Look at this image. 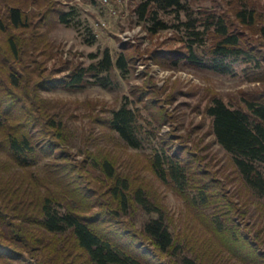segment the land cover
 Returning <instances> with one entry per match:
<instances>
[{"label": "trees", "instance_id": "16d2710c", "mask_svg": "<svg viewBox=\"0 0 264 264\" xmlns=\"http://www.w3.org/2000/svg\"><path fill=\"white\" fill-rule=\"evenodd\" d=\"M197 1L140 0L134 12L141 21L150 23L147 29L151 34L169 26L160 18L161 12L184 15L177 26H184L192 40L181 37L182 47L167 50L165 57L173 65L186 62L225 74L240 62L249 76L262 79L264 54L259 46L264 45V14L256 0H227V6L217 0L209 6L196 5ZM63 7L57 0H0V264L28 262L25 252L34 264H143L141 256L160 261L164 254L175 255L172 264H197V259L205 264L201 254L178 259L180 244L162 206L143 186L120 175L110 156L86 151L92 164L78 166L86 181L90 168L103 172L110 181L104 199L99 198L106 197L104 194L84 190L86 182L78 180L72 165L65 168L57 162L70 159L68 126L39 92L51 84L66 89L92 83L110 86L116 70L123 76L130 71L124 50L114 57L105 48L96 61L68 64L60 78L47 76L36 55L50 44V21L71 23L74 11ZM240 101L242 105L233 106L214 96L206 113L218 143L229 153L251 194L264 206V93L243 96ZM103 125L132 148H142L156 139L139 107L128 97L104 118ZM154 147L151 167L155 175L187 192L194 206L208 207L205 226L226 237L230 251L250 264H262L264 254L254 240L244 236L231 215L243 212L224 195L218 200L220 194L211 192L213 184L193 169L195 162L188 155L184 158L179 151L172 153L164 141ZM40 162L44 163L43 178L25 179L31 188L17 183L13 167H33ZM139 211L146 214L139 226L135 220L125 228L117 225L121 216L135 217ZM105 217L117 221L114 228H105ZM121 234L129 241L147 239L152 252L143 254L137 247L127 250Z\"/></svg>", "mask_w": 264, "mask_h": 264}, {"label": "rangeland", "instance_id": "374dc122", "mask_svg": "<svg viewBox=\"0 0 264 264\" xmlns=\"http://www.w3.org/2000/svg\"><path fill=\"white\" fill-rule=\"evenodd\" d=\"M217 1L228 5L227 0ZM57 2L67 10H73L74 16L70 24L48 23L50 44L36 55V60L47 70V76L60 78L66 74L64 68L68 64L87 65L96 61L105 48H109L114 57L119 50H124L130 61L129 73L123 76L116 70L114 82L110 86L92 83L66 89L51 84L39 92L50 106H54L53 111L68 126L67 150L70 159L57 162L65 168L72 165L78 180L86 182L84 190L89 194H104L106 197H99L104 199L108 196L110 181H106L103 172L99 168H90L91 174L86 181L81 178L78 166L88 168L92 164L86 151L110 156L120 175L128 176L133 185L143 186L152 199L162 206L166 222L176 243L180 244L176 250V254L180 255L178 259L182 256L194 258V255L201 254L205 264H250L242 256L238 257L234 251H230L225 244L226 237L207 229L204 216L207 215L208 207L194 206L187 192H180L171 182H164L155 175L151 167V156L154 146L164 141L172 153L179 151L181 157L188 155L195 162L193 169L207 176L213 184L211 192L220 194L218 200H222L221 195H224L234 203V207L236 205L243 212L241 215L231 213L233 220L240 225L244 236L254 240L258 250L264 254V206L251 194L229 153L218 143L212 132L211 118L206 113V107L214 96L237 106L243 104L240 101L243 96L255 97L264 93V71L259 80L249 76L244 71L245 65L240 62L234 63L233 71L225 74L186 62L173 65L165 57L167 50L182 47L181 37L188 42L192 40L184 26H177L185 19L183 14L177 17L174 12H161L160 18L169 26L151 34L147 29L150 23L141 21L134 12L140 0ZM211 3L213 0H199L196 5L209 6ZM256 3L264 14V0H256ZM259 51L264 54V45L259 46ZM127 97L134 106L139 107L146 125L153 129L156 136L155 142H146L139 149L125 145L103 125L104 118L113 109L120 107ZM42 164L40 162L39 165L27 168L13 167L11 170L17 175L14 179L31 188L30 183L24 180L30 176L43 178L45 173ZM51 165L53 163L48 169ZM84 174L87 175L85 171ZM145 217L146 214L139 211L135 217L121 216L119 223L112 221L111 217H105L103 224L109 229L114 228L116 223L125 228L135 220L139 226ZM121 240H124L127 250L137 247L143 254L152 252L147 239L129 241L128 237L121 234ZM205 244L209 245L208 249L204 248ZM24 256H28V262L15 260L8 264H34L29 252H25ZM141 257L143 264H172L175 260V255L171 254H164L160 261L156 257ZM197 262L204 264L199 259Z\"/></svg>", "mask_w": 264, "mask_h": 264}, {"label": "built area", "instance_id": "2783aa9c", "mask_svg": "<svg viewBox=\"0 0 264 264\" xmlns=\"http://www.w3.org/2000/svg\"><path fill=\"white\" fill-rule=\"evenodd\" d=\"M105 2L107 1V0H104Z\"/></svg>", "mask_w": 264, "mask_h": 264}]
</instances>
